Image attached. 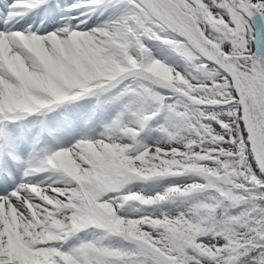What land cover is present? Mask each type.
I'll list each match as a JSON object with an SVG mask.
<instances>
[{
    "label": "snow or ice",
    "instance_id": "1",
    "mask_svg": "<svg viewBox=\"0 0 264 264\" xmlns=\"http://www.w3.org/2000/svg\"><path fill=\"white\" fill-rule=\"evenodd\" d=\"M0 264H264V0H0Z\"/></svg>",
    "mask_w": 264,
    "mask_h": 264
}]
</instances>
